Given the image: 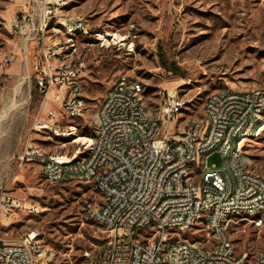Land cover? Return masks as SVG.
<instances>
[{"label": "rangeland", "instance_id": "374dc122", "mask_svg": "<svg viewBox=\"0 0 264 264\" xmlns=\"http://www.w3.org/2000/svg\"><path fill=\"white\" fill-rule=\"evenodd\" d=\"M31 8L25 0H0V189L39 209L2 219L0 238L18 242L35 230L48 254L41 264H86L87 253H98L108 237L83 213L85 200L97 195L93 185L78 178L48 183L39 165H22L20 157L27 148L68 157L82 151L73 143V134L60 135L71 126L79 136L94 134L102 100L120 76L143 86V101L155 118L163 117L168 94L183 99V114L173 120L178 127L206 119L205 102L213 92L264 91V0H76L63 14L83 18L86 32L65 36L63 26L51 23L44 44L64 47L62 62L82 65L85 110L77 119L69 118L54 101V93L40 92L34 68L40 50L10 28L15 17ZM108 31L128 37L126 45H103L101 34ZM9 55L17 62L2 66ZM260 121L264 125V113ZM39 122L60 135L42 129ZM166 133L174 131L163 126ZM244 160L250 171L264 176V130L245 142ZM222 164L215 152L193 170L218 169ZM201 178L202 174L193 176L192 181ZM208 234L207 226L200 223L182 237L209 250L215 242L208 241ZM125 235L118 231L119 244L128 241ZM228 235L236 254H247V264L264 251V227L255 228L252 221L231 222Z\"/></svg>", "mask_w": 264, "mask_h": 264}, {"label": "built area", "instance_id": "2783aa9c", "mask_svg": "<svg viewBox=\"0 0 264 264\" xmlns=\"http://www.w3.org/2000/svg\"><path fill=\"white\" fill-rule=\"evenodd\" d=\"M25 1L32 8L15 17L10 28L40 50L34 62L36 86L46 96L54 93V101L69 118L70 110H77L81 118L85 110L82 65L62 64V46L44 44L42 29L48 22L63 21L66 29L79 27L81 34L86 32V22L60 13L64 0ZM16 62L9 55L1 65ZM135 95L144 96L143 86L128 76H120L106 92L100 108L109 110V123L99 126L92 157L83 164L70 166L73 156L47 155L34 148L20 157L22 165L43 167L48 183L87 176V183L93 185L97 195L85 200L83 213L87 220L97 218L108 237L98 253H87L86 264H247V254H236L228 227L231 222H251L252 218H232L235 209L264 211V176H248L238 153L241 132L252 130L256 104L264 102V91L213 92L205 102L203 125L186 122L180 127L173 126V119L183 114L185 101L179 96L167 95L161 125L151 127L147 106L136 104ZM172 105H179V114H172ZM39 125L59 133L49 124ZM163 126L174 133L163 134ZM131 134H138V141H131ZM212 137H222V144L212 145ZM120 144H129V151L120 152ZM215 152L221 155L222 167L193 170L200 157ZM200 174L202 178L193 182L192 177ZM29 208L39 206L0 189V222L16 212L29 214ZM200 223L207 226L208 241L215 242L209 250L182 237ZM119 230L126 233L125 244L118 243ZM39 236L32 230L18 242L0 238V264L44 262L48 254ZM255 260L264 264V256Z\"/></svg>", "mask_w": 264, "mask_h": 264}, {"label": "bare ground", "instance_id": "6f19581e", "mask_svg": "<svg viewBox=\"0 0 264 264\" xmlns=\"http://www.w3.org/2000/svg\"><path fill=\"white\" fill-rule=\"evenodd\" d=\"M75 1L76 0H64V1H62L61 6H60V13H63L64 9L66 7H68L70 4L74 3ZM51 23L56 24V25L60 24L61 26H63L66 35L69 37H74L77 34H79V27H71V28L66 29V23L63 21L48 22L43 26V29H42V40H43V42L45 41V38H46L45 36H46L47 26H49ZM100 39L103 42V45H105V46L119 45L120 47H123L126 45V41H127L128 37L119 35L115 32H109L108 31V32L101 34ZM62 48L64 50V47H62ZM62 64H71V63H67L64 61V62H62ZM82 98H84L83 95H82ZM135 103L136 104H144L143 96L142 95H135ZM13 106H14V102L12 101V106L9 107L8 110H11ZM183 106H184V103L182 102V111H183ZM263 113H264V102H261L260 104H256V111L254 113V125L252 126V130L241 132V142H238V153H239V156H242V160H244V144H245V142L250 137L259 136L260 133L264 130V125H260L261 124L260 120L262 118ZM164 114H165V112H164ZM172 114H179V105H172ZM70 118H77V110H70ZM162 118H155L151 115L150 126L151 127L160 126ZM108 123H109V110H107V108H100V110L98 112V118H97L95 133L91 134L90 137L79 136L78 131L75 128V126H71L68 132H64L61 135H60V133H56L57 135H60L62 137H66L68 135L72 136V134H73V136L75 137L73 140V143L80 145L81 149H83L82 151L81 150L77 151L75 156L70 158V166H79V165L83 164L87 160V158L92 157L93 148H94V141H92V140H95L96 134H99V126H107ZM196 125H203V120L202 119L195 120V121H192L189 123V126H196ZM131 141H138V134H131ZM221 144H222V137H212V145H221ZM128 151H129V144H120V152H128ZM67 158H69V157H67ZM207 159H208V157H200L199 161L202 160V161L206 162ZM41 169H42V174H43V167H41ZM205 169H206L205 166H203L202 168H199V170H205ZM245 170H246L248 176H260V174L250 171L248 169L246 163H245ZM80 179L87 182V176H80ZM30 211L35 212V211H37V208L36 209L33 208ZM237 216H246L248 218H252L251 221L254 224V226H257V228L264 227V220L259 221V223H258V219H264V211H262V209H255L254 211H252L251 208H238V209H235L232 211V218H236ZM88 220H91V221L97 223V218H88ZM259 256H264V251L262 253H260ZM253 264H261V260H255Z\"/></svg>", "mask_w": 264, "mask_h": 264}, {"label": "trees", "instance_id": "16d2710c", "mask_svg": "<svg viewBox=\"0 0 264 264\" xmlns=\"http://www.w3.org/2000/svg\"><path fill=\"white\" fill-rule=\"evenodd\" d=\"M160 60H161V64L163 67L167 66V62L165 61L164 57L162 56V54L160 55Z\"/></svg>", "mask_w": 264, "mask_h": 264}, {"label": "crops", "instance_id": "0c3cea01", "mask_svg": "<svg viewBox=\"0 0 264 264\" xmlns=\"http://www.w3.org/2000/svg\"><path fill=\"white\" fill-rule=\"evenodd\" d=\"M15 68V67H14ZM98 118V117H97Z\"/></svg>", "mask_w": 264, "mask_h": 264}]
</instances>
